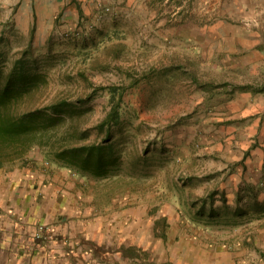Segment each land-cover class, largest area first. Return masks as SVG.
Listing matches in <instances>:
<instances>
[{
  "label": "rangeland",
  "instance_id": "obj_1",
  "mask_svg": "<svg viewBox=\"0 0 264 264\" xmlns=\"http://www.w3.org/2000/svg\"><path fill=\"white\" fill-rule=\"evenodd\" d=\"M70 2L62 0L56 8L49 0H0L3 68L9 71L24 52L35 58L47 82L34 107L62 98L72 103L92 94L75 104L73 123L68 121L78 127V133H86V143L104 136L98 125L110 106L103 89L127 87L123 130H114L121 160L109 176L97 178L65 167L48 156L47 150L35 147L24 163L19 160L0 168V193L9 195L0 194V234L12 235L0 238V247L19 237V257L38 262L53 259L68 248H80L60 231L84 225L83 216L89 212L84 209H97L106 216L113 210H122L124 215L132 209L141 211L151 223L150 243L145 242L148 250L139 245L123 250V256H131V264H182V258L162 247V242L173 243V235L169 239L166 235L170 226L183 229L191 242L199 235L216 237L218 247H227L228 253L212 264H264V219L249 215L255 201L243 202L247 196H242L239 204L249 212L235 216L233 206L243 189L235 192V187L228 186L227 191L235 196L229 204L232 210L227 211L221 199L231 196L210 184L211 157L202 155L210 146L223 148L226 143L237 148L234 139H229L230 130L237 123V128L246 124V119L238 118L231 101L238 93H264L257 91L264 87V0H103L96 16H79L78 10L66 9ZM142 72L147 73L144 79L130 87L128 75L136 79ZM208 84L217 87H204ZM232 86L238 87L236 91ZM15 172L21 177L38 173L46 182L33 187L39 190L37 211L43 207L41 199L51 201L47 196L53 194V187L49 191L46 185L53 183L60 199L54 203L65 202V210H70L72 196H79L77 206L82 213L67 216L52 208L49 214H55L54 221H35L32 236L24 238L20 234L26 228V201L13 197L21 195L20 186L14 191L9 185L12 178L18 181ZM251 188L244 191L249 193ZM252 196L257 198V192ZM203 199L208 205L198 211ZM211 200L213 209H219L218 220L209 218L215 213H210ZM164 208L174 218L166 220ZM229 213L238 218L229 219ZM228 219L235 222L228 223ZM40 225L45 232L37 237ZM55 246L61 251L56 253Z\"/></svg>",
  "mask_w": 264,
  "mask_h": 264
},
{
  "label": "crops",
  "instance_id": "obj_2",
  "mask_svg": "<svg viewBox=\"0 0 264 264\" xmlns=\"http://www.w3.org/2000/svg\"><path fill=\"white\" fill-rule=\"evenodd\" d=\"M15 1L20 2L21 0ZM28 1L31 2V0ZM49 1L58 8V3L62 0ZM102 1L103 0H71V4L66 7V9L78 10L80 12L79 16H84L85 14H93L96 16L95 11H97V9L98 11L100 10L98 6ZM79 20H81V18ZM233 103L235 114L239 113L238 118L246 119L244 122L246 124L237 128L236 126L239 125V123H237L234 125L233 129L230 130L232 135L229 136V139H234L237 148L232 149L226 146L225 143V147L223 148H221V146L215 148L210 146L204 149L206 151H204L202 155L206 153L211 157L209 161V171H207L210 173L209 182L217 187H222L221 192L224 190L225 195L231 196L227 198L228 204L233 201V196H235L234 192L231 190L233 187H235V192H237L239 188H242L244 191L248 190L249 187H253L258 194L257 198L253 199V196L248 194V197L244 199L243 202H251V200L262 202L264 201L262 200L264 199V93L257 95L251 93H238L231 101V104ZM218 119L220 121L223 118L218 117ZM217 131L218 130H215L214 133ZM204 132H208L207 129H205ZM222 132H224L223 128ZM201 137L208 138L206 134L201 135ZM225 140H228V137L225 138ZM228 142H231V140ZM23 172L24 171H22V174H24ZM17 173L19 172H15V175ZM26 174L22 177L20 174H17L18 181L12 178L9 184L13 190L16 186H20L18 189L21 191V195L13 197H16L15 199L18 198V201H26L23 205V210L25 208L28 211L27 217H25L24 220L26 228L20 234L23 235L24 238L27 237V239H29L32 236V225L35 221L40 222L42 218L46 221H54L53 215L55 214H52V216L49 214V210L52 208L55 209L56 212H67V216L82 213V211L78 210L79 207L77 206L79 203V196H72L73 207L70 210H65V202L64 204L54 203L57 201V198H59L58 195H56L59 188L53 183L46 185L49 191L52 189L51 185L53 187L51 191L53 194L47 196L51 198V201L48 202L46 198L42 197L44 198L41 199V201H44L43 207L37 211L36 204L39 196L37 191L39 190H34L33 187L38 184L41 186L43 184L42 182L45 181L38 173H34V175L31 173ZM228 186H232L230 193L227 191ZM0 194L6 198L9 196L5 191ZM22 195L25 196V200H22ZM69 198H71L70 195L68 196V199ZM66 202H68V200ZM15 204L16 203L13 202V207ZM61 206L62 208H59ZM233 208H236L235 204ZM87 210H89V212L83 216V218L86 219L84 225L73 224L67 226V228L64 229L65 233L58 230L64 237L68 236L75 239L77 241L76 245L80 247L79 249L77 248L70 251L68 248L67 252L61 256L57 257L56 255L53 259L44 258L42 262H38L36 259L34 261L31 260V258L19 257L17 253V243H21L22 239L16 237L14 240L12 239V243H8L4 248L0 247V264H131V256H123V250L126 251L127 248L130 250L132 246L135 247L134 245H139L143 250L147 249V244L150 243L148 242L150 239L148 235L149 224L151 222H147V219L143 218L141 211H133L131 209L123 215L122 210H113L111 214L106 216L97 209L91 210L90 207L84 209V211ZM248 212L249 211L245 209V213L247 214ZM249 215L250 217H262V219H264V216L256 214L254 210L250 211ZM163 216H165L166 220L174 218L173 213L168 208H164ZM251 223L253 224V222ZM127 229H130V231L126 232ZM169 229L171 231H169V233L166 232V235L168 239V235H173V243L169 240L166 246L164 245L165 242H162V247L175 257L178 256L182 258V264H212L218 262V259L227 258V255L224 256L228 253L224 251L227 247L219 248L216 237L212 235H199L197 241L191 242V239L188 241L189 239H187L186 235L182 232L183 229H179L178 227L172 228L171 226L167 228V231ZM203 229H205V227ZM120 232L122 234H119ZM200 232L199 230V233ZM7 235L12 236L3 233L0 234V238H5ZM232 241L233 240H231V242ZM123 247H125V249H123ZM134 250L137 251L138 249L135 248ZM60 251V247L55 246V252L57 253Z\"/></svg>",
  "mask_w": 264,
  "mask_h": 264
},
{
  "label": "trees",
  "instance_id": "obj_3",
  "mask_svg": "<svg viewBox=\"0 0 264 264\" xmlns=\"http://www.w3.org/2000/svg\"><path fill=\"white\" fill-rule=\"evenodd\" d=\"M28 54L29 52L22 53L12 62V66L7 72L3 68L5 56L0 54V168L14 165L19 160L24 163L28 153L33 148L39 147L47 150V155L53 157L54 161L76 172L97 178L109 176L118 167L121 160L119 144L114 141V130H123V116L126 113L123 96L127 87L112 85L103 89L108 92L110 106L106 116L98 125L99 131L104 136L98 142L86 143V133H78V127L71 124L77 113L75 104L89 100L93 95H89L85 100L77 99L72 103L68 99L62 98L43 107H34L36 97L47 80L46 76L38 69L35 58ZM129 75V86L131 87L144 79L147 73L142 72L136 79ZM195 82L197 83L198 79H195ZM206 86L217 87L213 84L204 87ZM226 86L229 85L226 84ZM235 88L238 87L232 86V91H236ZM260 90L264 91V87L257 91ZM68 121L72 123L69 124ZM74 138L75 140H73ZM242 192H239L241 195L237 197L236 208L233 211L236 212L233 214L238 217L245 214V209L239 204L242 201V196L256 195L253 187L249 193ZM215 193L210 195L212 199ZM221 200L226 210L231 211L230 205L227 204V198ZM211 201L210 207L214 203L213 200ZM206 205L208 202L203 199L198 211H203ZM252 205V210L256 214L264 215V201L253 202ZM213 208L214 205L210 213L213 211L215 213L211 214L209 218L211 220L220 219L218 217L219 209ZM228 217H232L230 213ZM229 219L226 222H235Z\"/></svg>",
  "mask_w": 264,
  "mask_h": 264
},
{
  "label": "built area",
  "instance_id": "obj_4",
  "mask_svg": "<svg viewBox=\"0 0 264 264\" xmlns=\"http://www.w3.org/2000/svg\"><path fill=\"white\" fill-rule=\"evenodd\" d=\"M37 237L39 236V235H41L43 232H45L44 231V227L42 226V225H40L39 227H38V229H37Z\"/></svg>",
  "mask_w": 264,
  "mask_h": 264
}]
</instances>
